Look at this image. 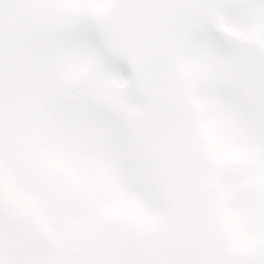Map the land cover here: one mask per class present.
<instances>
[{
  "label": "snow or ice",
  "instance_id": "6c2138e0",
  "mask_svg": "<svg viewBox=\"0 0 264 264\" xmlns=\"http://www.w3.org/2000/svg\"><path fill=\"white\" fill-rule=\"evenodd\" d=\"M0 264H264V0H0Z\"/></svg>",
  "mask_w": 264,
  "mask_h": 264
}]
</instances>
